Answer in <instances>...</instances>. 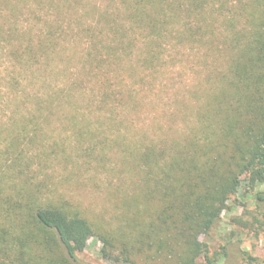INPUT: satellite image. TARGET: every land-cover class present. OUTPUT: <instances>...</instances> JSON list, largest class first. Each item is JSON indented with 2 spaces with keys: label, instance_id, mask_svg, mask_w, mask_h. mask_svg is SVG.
<instances>
[{
  "label": "trees",
  "instance_id": "trees-1",
  "mask_svg": "<svg viewBox=\"0 0 264 264\" xmlns=\"http://www.w3.org/2000/svg\"><path fill=\"white\" fill-rule=\"evenodd\" d=\"M145 120L122 170L94 157L129 181L109 216L44 172L66 155L45 126ZM241 184H264V0H0V264H77L91 238L114 264H216L200 237Z\"/></svg>",
  "mask_w": 264,
  "mask_h": 264
},
{
  "label": "rangeland",
  "instance_id": "rangeland-1",
  "mask_svg": "<svg viewBox=\"0 0 264 264\" xmlns=\"http://www.w3.org/2000/svg\"><path fill=\"white\" fill-rule=\"evenodd\" d=\"M146 122H136L121 125L116 129L106 126L92 125L94 132L84 140H78L77 134L73 133L70 126L53 124L45 126L48 144L64 143L66 155L61 152L51 159L48 168L44 170L48 175L60 179L58 190L67 197L82 199L84 203L90 204L93 210L109 216L112 209V202L109 197V185H117L121 191L128 190V179L117 172L110 173L96 167L94 157L105 154L108 158L105 161V169L122 170L115 156H123L121 145L130 142L141 144L142 136L139 133L147 130L149 138H154L156 131L149 130ZM104 129L100 134L98 129ZM80 143L83 147H89L93 156H87L84 152H77L75 146ZM78 153V154H77ZM66 157V158H65ZM73 161L87 164L79 169L76 183L73 176ZM116 165V166H115ZM115 173V174H114ZM96 177L94 185L91 177ZM82 184V186H81ZM260 194L262 199H257ZM200 241L208 247L209 258L217 257L216 264H264V184L253 189H247L243 184L233 193L229 200L221 207L219 219L212 226L207 236H201ZM101 243L96 238L88 241L86 249L77 254V264H114L104 260L100 254ZM251 257L254 261H250ZM198 264H209L207 259H200Z\"/></svg>",
  "mask_w": 264,
  "mask_h": 264
}]
</instances>
